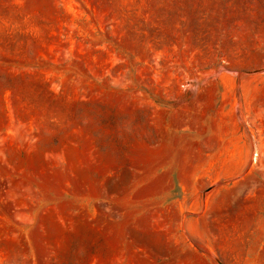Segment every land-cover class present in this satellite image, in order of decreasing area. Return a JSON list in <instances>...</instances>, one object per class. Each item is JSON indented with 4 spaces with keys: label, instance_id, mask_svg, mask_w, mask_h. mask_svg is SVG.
Here are the masks:
<instances>
[{
    "label": "rangeland",
    "instance_id": "1",
    "mask_svg": "<svg viewBox=\"0 0 264 264\" xmlns=\"http://www.w3.org/2000/svg\"><path fill=\"white\" fill-rule=\"evenodd\" d=\"M0 264H264V0H0Z\"/></svg>",
    "mask_w": 264,
    "mask_h": 264
}]
</instances>
